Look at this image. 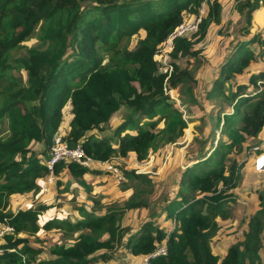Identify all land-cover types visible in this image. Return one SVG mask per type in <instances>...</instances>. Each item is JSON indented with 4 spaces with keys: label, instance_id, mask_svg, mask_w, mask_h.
Masks as SVG:
<instances>
[{
    "label": "trees",
    "instance_id": "16d2710c",
    "mask_svg": "<svg viewBox=\"0 0 264 264\" xmlns=\"http://www.w3.org/2000/svg\"><path fill=\"white\" fill-rule=\"evenodd\" d=\"M235 1L246 18L242 36L204 91L205 99L219 100L217 110L205 117L214 139L219 135L216 144L186 163L174 196L157 201L150 219L129 232L123 216L128 209L149 207L145 194L152 189L140 185L153 188L149 175L136 169H122L126 183L138 185L124 204H79L76 222L56 218L40 224L48 206L14 213L10 198L38 192L50 176L60 182L65 169L83 185L86 173H100L67 160L49 168L58 134L100 161L133 154L143 162L182 139L189 120L168 90L183 87L182 102H197L199 81L187 63H200L202 48L196 46L212 25L222 23V0H0V124L8 125V134L0 136V222L15 227L0 239V264H99L123 248L150 256L151 264H264V187L255 191L258 207L243 238L228 243L224 253L212 246L221 219L232 212L241 179L234 155L264 133V84H259L264 70L253 66L264 61V36L250 35L253 14L264 0ZM200 15L199 29L177 37L163 64L158 51L164 40L183 21ZM35 34L40 43L26 45ZM140 34L132 48V38ZM68 106L70 120L63 130ZM123 108L128 112L110 134L99 135ZM159 215L171 225H162ZM41 228L65 229L73 239L45 254L20 235ZM164 243L166 254L151 256Z\"/></svg>",
    "mask_w": 264,
    "mask_h": 264
},
{
    "label": "rangeland",
    "instance_id": "374dc122",
    "mask_svg": "<svg viewBox=\"0 0 264 264\" xmlns=\"http://www.w3.org/2000/svg\"><path fill=\"white\" fill-rule=\"evenodd\" d=\"M222 2V23L212 25L207 38L200 45L196 46L197 48H202V52L199 55L201 64L197 60L195 62V59L187 63L199 81L194 89L197 102H191L188 98L186 103L182 102L180 97L181 93L185 91L183 87L168 90L171 97L183 109L184 116L189 120L185 136L182 139L165 146L156 153H152L143 162L136 160L133 154H129L124 158L115 157L109 160L108 165L117 166L119 169L118 173L93 167L92 170L100 171V173H86L84 176L86 185L81 184L80 180L72 177L70 170L65 169L61 177H59L60 182L56 183V178L50 176L48 180H44L41 183L40 190L36 193L13 194L10 198V210L16 213L19 210L46 205L48 208L42 213L39 221L40 224H43L46 220L56 218L76 222L81 219V215L76 209V206L79 204L86 208H91L97 202L103 204L118 203L122 205L125 200L134 194L138 185L133 187L126 183L122 171L124 168L136 169L139 173H146L153 182V188L140 185V188L152 189L150 193L145 194L149 207L128 209L123 216L122 223L125 227L131 228L129 232L137 230L145 220L150 219L151 210L155 209L154 205L157 201H162L163 197L172 198L178 186V172L194 157H199L208 152L212 145L216 144V139L219 136L217 133L214 139L211 133L212 123L205 118L210 110H217L218 106L215 105H218L219 100L214 98L205 99L204 91L208 89L215 77L223 56L230 50L236 39L242 36L239 29L246 23L245 14L238 11L235 0H222ZM254 13L253 32H262L264 34V3ZM140 37H142L141 34L132 38L130 42L132 48L136 46ZM39 43L37 34L25 42L28 46H35ZM254 47L256 50L258 49L257 44ZM253 66L255 71L264 70V61L258 60ZM127 112L128 108H123L107 124V129L104 132L100 133L97 131V133L99 135H109L112 128L125 117ZM69 120L70 113L68 106L65 108L63 130L68 127ZM7 134V123L0 124V136ZM247 145L251 148H247L243 152L234 155L241 164V179L238 186L234 189V193H236L238 198L235 199V202H231L230 207L232 212L229 217L221 219V230L212 240L214 251H219L220 253L225 252V244L227 245L228 239L230 241L228 243H233L237 239L243 238V233L247 227V220L253 214V204L256 203L250 199L251 193L254 191L251 190V186H246V179L250 173L259 170L264 171V154L256 152L258 149L264 152V133L260 139L250 138ZM156 212L158 213L159 210L156 209ZM157 217L165 227L171 225L170 221L162 220V215ZM71 234L65 229L50 230L44 228H41L36 234L20 233L22 237H28L31 244L43 247L45 254H48L49 249L55 244L70 243L73 239ZM125 252L127 251L124 250ZM261 254L264 256V248ZM125 255L128 257L132 255L133 257L131 256V258L136 257L132 253H125ZM47 256L49 257V255ZM119 257L118 250L114 254V259L116 260ZM128 260L123 262H127ZM120 262L121 259L110 261L109 264H120ZM102 263L107 264L105 262Z\"/></svg>",
    "mask_w": 264,
    "mask_h": 264
},
{
    "label": "built area",
    "instance_id": "2783aa9c",
    "mask_svg": "<svg viewBox=\"0 0 264 264\" xmlns=\"http://www.w3.org/2000/svg\"><path fill=\"white\" fill-rule=\"evenodd\" d=\"M204 14V8L201 9V15ZM201 15L198 17H192L183 21L162 43L159 51L158 58L163 64H167L170 60V52L173 50L174 41L179 36L190 35L199 29L201 22ZM259 84H264V80L259 81ZM52 155L47 161V166L51 168L53 164L58 160L76 161L84 167L93 169H107L114 173H118L119 169L117 166L108 165V161L95 160L88 156L81 145L75 147H70L68 144L63 142L62 137L58 134L55 138V142L51 149ZM52 179V178H51ZM15 227L9 223L0 222V239L6 233H14ZM165 255L166 254V244L164 243L155 253V255ZM140 264H151L150 256L143 257Z\"/></svg>",
    "mask_w": 264,
    "mask_h": 264
},
{
    "label": "crops",
    "instance_id": "0c3cea01",
    "mask_svg": "<svg viewBox=\"0 0 264 264\" xmlns=\"http://www.w3.org/2000/svg\"><path fill=\"white\" fill-rule=\"evenodd\" d=\"M254 15H255V13L253 14V20H254ZM253 20H252V28H251V34L250 35H252V34H254V33H256V31L255 32H253V26H254V24H253ZM258 31V30H257ZM258 33V32H257ZM260 33V32H259ZM262 33V32H261ZM262 35L264 36V34L262 33ZM254 139H260V138H254ZM261 150V149H260ZM262 154H264V152H261ZM260 153V154H261ZM246 181H247V184H246V186H251V190H253L254 192L253 193H251V197H250V199L251 200H253V201H255L256 203L255 204H253V206H254V210H253V212L257 209V207H258V202H257V199H256V195H255V191H257V190H259V189H261V188H263L264 187V171L262 170V171H257V172H254V173H250V175L247 177V179H246ZM249 189H247V191H248ZM235 192V191H234ZM248 192H250V191H248ZM235 198L237 199L238 197H237V195H236V193H235ZM228 242H230L229 241V239H228ZM228 242H227V244H228ZM227 247V245L225 244V248ZM124 250H126L127 252H125V253H127V254H129L130 252L126 249V248H123V249H121L120 251H119V255H120V257L119 258H117L116 260L115 259H113V260H111V261H117V260H119V259H121V262H120V264H140V262L143 260V257L142 256H136V257H134V258H131V256H127V255H125V253H124ZM133 257V256H132ZM129 259V260H128ZM134 259V260H133ZM126 260H128L127 262H123V261H126ZM110 262V261H109ZM109 262H105V263H107V264H109ZM99 264H104V263H102V262H100Z\"/></svg>",
    "mask_w": 264,
    "mask_h": 264
}]
</instances>
